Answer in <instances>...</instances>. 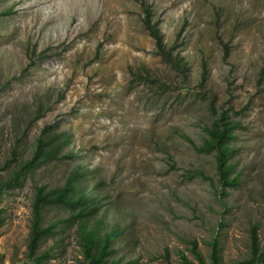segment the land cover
I'll list each match as a JSON object with an SVG mask.
<instances>
[{
  "label": "rangeland",
  "instance_id": "rangeland-1",
  "mask_svg": "<svg viewBox=\"0 0 264 264\" xmlns=\"http://www.w3.org/2000/svg\"><path fill=\"white\" fill-rule=\"evenodd\" d=\"M142 1L0 0V166L14 150L28 157L47 125L71 135L62 158L4 195L0 264H34L36 188L63 185L75 166L87 171L102 228H125L117 260L199 264L197 240L209 262L217 236L223 264H239L253 232L264 248V0H144L183 69L157 54ZM222 113L239 123L238 185L220 200L215 156L197 146ZM64 214L51 208L48 219ZM44 251L45 264H81L76 227L49 236Z\"/></svg>",
  "mask_w": 264,
  "mask_h": 264
},
{
  "label": "trees",
  "instance_id": "trees-1",
  "mask_svg": "<svg viewBox=\"0 0 264 264\" xmlns=\"http://www.w3.org/2000/svg\"><path fill=\"white\" fill-rule=\"evenodd\" d=\"M143 23L155 41L157 54L164 61L179 69H183V60L173 56L175 48H168L164 35L157 22L153 21V10L150 4L142 1ZM208 73L203 72L201 83H206ZM45 111L39 112L36 118H41ZM239 123L229 116L217 114L212 123L205 127V137L197 150L215 156L219 187L217 195L220 200L228 195V189L238 185L237 178L233 177L235 148L231 145L235 138V131ZM71 135L67 132L56 131L47 125L36 138L34 150L28 157H23L15 150L9 161L0 166V203L10 190L22 185L27 177L39 167L63 157L64 149L69 145ZM65 157H74V154H64ZM7 171L6 175L2 172ZM196 175L208 178L203 171L197 170ZM194 177V176H192ZM87 171L75 166L67 175L63 185L49 187L47 184L36 188L35 199L32 204V222L29 233L28 257L34 264H45L49 258L48 252H41L43 242L53 236L59 229L67 226L76 227L77 242L81 247V264H134V260L123 262L114 258L116 243L122 239L125 228L116 224L109 229H103V217H97L100 211L98 200L89 191ZM51 208H59L65 214L58 219H48ZM2 208H0V227L2 226ZM191 252L199 264H223L221 245L217 236L210 242V261L199 249L197 240H190ZM250 257L239 264H263L264 248L260 247L257 233L251 236ZM184 264H195L183 256ZM166 260L171 264L169 258Z\"/></svg>",
  "mask_w": 264,
  "mask_h": 264
}]
</instances>
